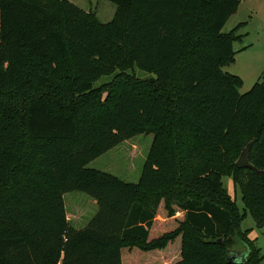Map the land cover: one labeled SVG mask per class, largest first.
<instances>
[{
    "label": "trees",
    "instance_id": "16d2710c",
    "mask_svg": "<svg viewBox=\"0 0 264 264\" xmlns=\"http://www.w3.org/2000/svg\"><path fill=\"white\" fill-rule=\"evenodd\" d=\"M108 1L102 23L70 0H0V264H257L221 181L264 227V72L240 93L223 70L240 0ZM139 134L136 181L89 166ZM249 141L259 173L234 164ZM236 243L245 263L226 260Z\"/></svg>",
    "mask_w": 264,
    "mask_h": 264
},
{
    "label": "rangeland",
    "instance_id": "374dc122",
    "mask_svg": "<svg viewBox=\"0 0 264 264\" xmlns=\"http://www.w3.org/2000/svg\"><path fill=\"white\" fill-rule=\"evenodd\" d=\"M83 10L93 13L100 22L109 21L112 18L115 5L106 0H75L73 2ZM105 4V5H104ZM112 8H111V7ZM237 27L236 34L241 35V39L233 42L235 50L234 62L223 68L224 71L237 75L242 79V86L238 89L240 93L248 91L258 80L260 73L264 71V0H240L235 13H233L224 24L222 30L228 32ZM44 69L43 60H35L33 70L41 71ZM139 76H146L147 73L136 71ZM110 77H101L94 82L95 86L107 83ZM152 141V134H139L125 142H122L117 148L108 151L97 159L90 162L89 166L103 171L111 172L125 181H136L142 164L145 160L148 148ZM247 143H241L236 158ZM222 184L231 197L237 212L243 216L240 217L239 230L244 232L246 238L252 243L255 250L258 251L257 264H264V227L259 228L252 215L244 208L241 199V189L235 184L232 175H223ZM74 196L80 199L76 200L78 209L81 206V199L86 196L82 193H68L66 195L68 209L75 207ZM85 196V197H84ZM83 201V200H82ZM73 203V205H72ZM70 211V210H69ZM95 208L89 215H92ZM87 215V216H89ZM68 218L72 221L68 212ZM75 217L74 219H78ZM86 218L82 223H72L74 227L83 226L87 222ZM239 244V243H238ZM224 253V252H223ZM221 261L224 258L222 254ZM220 264V263H219Z\"/></svg>",
    "mask_w": 264,
    "mask_h": 264
},
{
    "label": "water",
    "instance_id": "95a60500",
    "mask_svg": "<svg viewBox=\"0 0 264 264\" xmlns=\"http://www.w3.org/2000/svg\"><path fill=\"white\" fill-rule=\"evenodd\" d=\"M252 141H249L242 149L235 160L234 164L239 168H250L254 170L256 173H259L260 170H258L256 167H254L250 161H249V149L251 147ZM247 247L241 243H236L232 247H229L227 249L226 253V260L227 262H234V263H245L246 261V255H247Z\"/></svg>",
    "mask_w": 264,
    "mask_h": 264
},
{
    "label": "crops",
    "instance_id": "0c3cea01",
    "mask_svg": "<svg viewBox=\"0 0 264 264\" xmlns=\"http://www.w3.org/2000/svg\"><path fill=\"white\" fill-rule=\"evenodd\" d=\"M70 1H71V2H74L75 0H70ZM106 1H108V0H106ZM108 2H109V1H108ZM110 3H111V2H110ZM104 5H105V4H104ZM110 7H111V6H110ZM111 8H112V7H111ZM115 9H116V6H115V8L112 9V10H113V12H112L113 15H114V13H115ZM113 15H112V17H113ZM111 19H112V18H111ZM111 19H110V20H111ZM110 20H109V21H110ZM109 21H106V22H109ZM106 22H102V23H106ZM234 42H235V41H234ZM234 60H235V59H234ZM233 62H234V61H233ZM263 72H264V71H263ZM263 72H262V73H263ZM260 76H261V73H260V75L258 76V78H260Z\"/></svg>",
    "mask_w": 264,
    "mask_h": 264
}]
</instances>
